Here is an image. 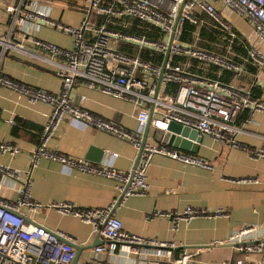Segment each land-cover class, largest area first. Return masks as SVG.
<instances>
[{"label":"built area","instance_id":"obj_1","mask_svg":"<svg viewBox=\"0 0 264 264\" xmlns=\"http://www.w3.org/2000/svg\"><path fill=\"white\" fill-rule=\"evenodd\" d=\"M55 8L78 15V23L67 25L53 19L51 11ZM236 18L250 26L256 40L264 41V0H11L6 33L0 39V87L19 93L30 104H46L51 110L28 169L20 171L0 164V264H72L76 258L72 245L61 239L65 237L62 233L31 222L30 217L41 208L31 196V172L42 159L113 180L118 197L123 198L147 195L146 174L154 156L211 168L197 156L148 139L136 167L126 173L115 168V153H107L99 164L66 156L47 148V141L63 120L80 121L126 141L138 153L151 111L150 128L154 130L165 132L174 121L241 147L234 140L240 131L237 119L244 111L249 117L255 112L264 114V101L235 81L247 66L264 69V54L235 26ZM186 23L191 26L189 30H185ZM41 26L69 36L70 48L41 40L37 36ZM25 42L35 51L29 55L55 67L61 80L57 93L2 74V59L11 52H24ZM80 83L130 101L137 129L130 131L91 113L82 105L85 97L76 104L71 93ZM20 151L13 144L0 142L1 155L15 156ZM248 153L253 159L264 158V148ZM5 189L15 198L3 196ZM113 205L81 208L60 202L47 206L89 225L102 241L80 264H188L197 255L190 249L176 254L178 246L173 242L126 232L117 217H109ZM228 216L221 208L207 211L188 206L182 211L153 212L148 218L168 219L175 228L181 221ZM256 229L235 231L226 241L245 256L260 254L264 264V237L254 236Z\"/></svg>","mask_w":264,"mask_h":264},{"label":"crops","instance_id":"obj_2","mask_svg":"<svg viewBox=\"0 0 264 264\" xmlns=\"http://www.w3.org/2000/svg\"><path fill=\"white\" fill-rule=\"evenodd\" d=\"M10 4L11 0H0L1 40L6 33ZM51 16L67 25L79 21L76 15V21L66 23L68 19L64 12L57 8L51 11ZM236 20L244 24L247 33L235 26L264 54V41L256 40L247 23ZM37 36L63 48L71 46L69 36L46 26L38 29ZM23 46L24 52H11L2 59V74L34 88L57 93L61 80L55 67L29 55L35 51L27 42ZM235 84L246 90L257 88L260 96L256 98L264 101V69L259 71L247 66ZM165 91L169 93L171 88L167 86ZM81 97H85L82 105L91 113L130 131L137 129L135 110L130 101L108 96L80 83L72 90L71 98L78 104ZM50 110L46 104H30L19 93L0 87V142L13 144L21 150L15 156L0 154L1 165L20 171L28 169L30 156L38 145ZM236 127L240 129L234 137L241 146L238 148L223 140L199 134L202 142L196 156L209 163L210 169L154 156L146 174L147 195L124 198L113 214L121 221L123 229L149 240L173 242L178 246L176 254L184 249L197 251L188 264H263L260 254L245 256L226 241L235 231L249 228H257L254 236L264 237V158L253 159L248 153L249 150L264 148V114L255 112L249 117L244 111L238 117ZM154 132V129H149L148 141H153ZM47 148L93 164L102 162L107 153H115V168L124 173L133 170L137 157V150L130 143L71 120L58 124L47 141ZM101 151V161L97 162ZM254 178L258 180L256 183L243 181ZM30 181L32 199L41 205L38 212L30 217L31 222L62 233L65 236L62 240L80 248L77 264L85 261L91 253L88 247L96 242L91 227L73 217L61 216L47 206L71 202L81 208H106L117 202L116 183L78 173L45 159L40 160L32 170ZM2 194L8 199L15 198L9 189ZM188 206L207 211L221 208L229 216L181 221L175 228L168 219L148 218L153 212L182 211Z\"/></svg>","mask_w":264,"mask_h":264},{"label":"water","instance_id":"obj_3","mask_svg":"<svg viewBox=\"0 0 264 264\" xmlns=\"http://www.w3.org/2000/svg\"><path fill=\"white\" fill-rule=\"evenodd\" d=\"M151 115L152 113L150 111L149 112V122L144 130L143 137H142V143L137 153L136 162H135L133 169L136 167V164L140 157L142 148L148 139ZM153 141L157 144L166 145L168 147H171L179 151L196 156L198 154V147L202 142V137L199 135V132L197 130L191 129L190 127H187L183 124L171 121L168 124L167 130L165 132L161 129H155V132L153 135ZM99 154L100 156L99 158H97V162L101 161L102 151ZM123 200H124L123 195L118 197L117 202H115V204L111 208L109 217L114 214L116 208L121 204ZM95 241L96 242L93 243V245L89 246L88 248H93L99 244H102V241L100 240L98 235L95 236ZM66 242L71 244L74 250L76 251V258L72 264H77L78 259H79V254H80V248L76 244H73L69 242L68 240Z\"/></svg>","mask_w":264,"mask_h":264},{"label":"rangeland","instance_id":"obj_4","mask_svg":"<svg viewBox=\"0 0 264 264\" xmlns=\"http://www.w3.org/2000/svg\"><path fill=\"white\" fill-rule=\"evenodd\" d=\"M64 14H65L66 18L68 19V22H66V23H69V22H72V21H76V19H77V16L74 15V13H72V12L68 13L67 11H65ZM233 23L236 26L240 27L242 30L246 31V33H247L246 27L244 26L243 23H241L240 21H237L236 19H233Z\"/></svg>","mask_w":264,"mask_h":264},{"label":"trees","instance_id":"obj_5","mask_svg":"<svg viewBox=\"0 0 264 264\" xmlns=\"http://www.w3.org/2000/svg\"><path fill=\"white\" fill-rule=\"evenodd\" d=\"M190 28H191V26L186 23L185 24V30H189ZM252 93H253V96H255V97H259L260 96V91L257 88H254ZM42 129H41V134H42ZM41 134H40V136H41ZM39 139H40V137H39ZM38 143H39V141H38Z\"/></svg>","mask_w":264,"mask_h":264}]
</instances>
